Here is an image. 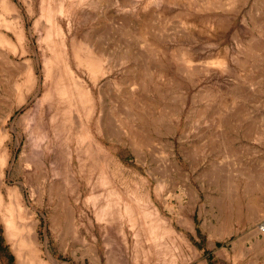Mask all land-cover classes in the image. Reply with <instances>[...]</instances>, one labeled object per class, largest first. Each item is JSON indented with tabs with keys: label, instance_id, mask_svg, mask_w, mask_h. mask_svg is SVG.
Returning a JSON list of instances; mask_svg holds the SVG:
<instances>
[{
	"label": "rangeland",
	"instance_id": "obj_1",
	"mask_svg": "<svg viewBox=\"0 0 264 264\" xmlns=\"http://www.w3.org/2000/svg\"><path fill=\"white\" fill-rule=\"evenodd\" d=\"M10 1L37 49L42 86L16 106L14 80L0 76L5 178L35 213L37 260L264 264V0H103L99 24L91 7L70 23L57 15L63 31H96L108 68L80 75L96 102L86 163L99 156L102 176L79 171L75 156L69 174L55 169V114L41 95L46 44L34 26L40 0ZM99 114L108 124L95 125ZM29 158L39 169H25ZM12 242L0 213V264H21Z\"/></svg>",
	"mask_w": 264,
	"mask_h": 264
},
{
	"label": "bare ground",
	"instance_id": "obj_2",
	"mask_svg": "<svg viewBox=\"0 0 264 264\" xmlns=\"http://www.w3.org/2000/svg\"><path fill=\"white\" fill-rule=\"evenodd\" d=\"M101 1L103 0H40L39 17L34 21V26L39 27L43 31L42 40L46 44L42 53L44 91L41 95L43 98L49 99V107L55 114L51 128H53V137H57V145L53 143L57 147L55 145L53 146L56 149H54L51 157L53 162H55V169L65 174L72 172V160L75 156L77 157V168L79 171L82 172L86 169L94 170L99 167V173L102 176V170L100 168L102 163L98 159L99 156L96 159L97 166L86 163L90 153H94V150L91 148L88 124L91 117L89 115L96 107V102L93 101L91 93L87 89L86 81L80 75L83 71H87L95 78L105 74L108 68L104 67L101 62V47L96 41V31L93 30L82 34L76 29L73 33H70L69 27L68 32L63 31V24L60 19H57V15H65L68 23H70L79 11H81L79 13L86 14L88 7H91L97 10L95 18L97 24H99L102 21L99 4ZM193 6L192 8L194 10L199 9V6ZM28 17L31 18V14H28ZM0 21V26L3 25L2 27H5L7 31V33L0 31V76H6L7 80L10 81L14 80L13 89L15 91L16 106H19L25 101L27 94L36 92L42 86L38 78L39 75L36 74L35 64H37V61L32 58V53H36L37 49L35 50L30 45L31 41L25 35L23 15L12 1L0 0ZM262 53L264 55V52ZM222 63H224L223 60ZM7 92H9V89ZM106 119L99 114L95 120V125L103 126L107 122ZM14 129L13 126L12 130L14 131ZM28 131L32 130L28 129ZM10 138L11 134L8 128H6V120H2L0 124L1 219L4 222L6 236L13 240L12 247L17 256V263L32 264L35 262L36 264H41L37 260L34 242L35 236L32 232V223L29 222L33 221L32 217H34L35 213L23 204L19 197L18 188L16 186L11 187L6 183L5 168L11 156L6 146V140ZM50 140H48V143ZM72 140L76 141L74 145L71 143ZM49 144H52V142ZM98 151L95 150L96 154ZM31 154L29 153V155ZM25 156L27 155L24 152L21 160ZM29 159V161H25V169L33 165L36 169H39V164L33 162L34 159ZM253 184L255 191V188L260 187L261 182L256 180ZM53 216V214L50 215L51 221L56 220ZM98 216L102 217L101 215ZM151 219L152 221L157 220L152 217ZM17 221L25 222L21 225ZM95 248V245L91 247L93 251Z\"/></svg>",
	"mask_w": 264,
	"mask_h": 264
}]
</instances>
